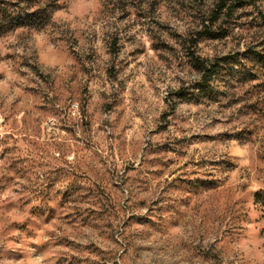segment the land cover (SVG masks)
<instances>
[{
	"label": "rangeland",
	"instance_id": "rangeland-1",
	"mask_svg": "<svg viewBox=\"0 0 264 264\" xmlns=\"http://www.w3.org/2000/svg\"><path fill=\"white\" fill-rule=\"evenodd\" d=\"M49 1L0 38V264H264L253 16L191 49L195 0Z\"/></svg>",
	"mask_w": 264,
	"mask_h": 264
},
{
	"label": "trees",
	"instance_id": "trees-1",
	"mask_svg": "<svg viewBox=\"0 0 264 264\" xmlns=\"http://www.w3.org/2000/svg\"><path fill=\"white\" fill-rule=\"evenodd\" d=\"M180 1V0H177ZM195 0L191 10L192 30L188 46L194 49L200 40H219L225 35L227 25L238 13H244L255 23L249 24L252 41L240 54L251 65L243 76L244 83L258 82L257 89L264 92V14L260 6L264 0ZM56 7L49 0H0V38L20 29L42 30L49 26ZM251 40V38L249 39ZM189 64L197 72V92H204L217 73L218 58L203 59L194 51L189 53ZM259 194L255 195L258 200Z\"/></svg>",
	"mask_w": 264,
	"mask_h": 264
}]
</instances>
